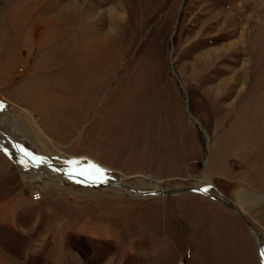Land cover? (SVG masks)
Listing matches in <instances>:
<instances>
[{
	"label": "rangeland",
	"instance_id": "rangeland-1",
	"mask_svg": "<svg viewBox=\"0 0 264 264\" xmlns=\"http://www.w3.org/2000/svg\"><path fill=\"white\" fill-rule=\"evenodd\" d=\"M3 107L28 158L220 193L264 243V0H0ZM68 178L0 150V264H261L218 202Z\"/></svg>",
	"mask_w": 264,
	"mask_h": 264
},
{
	"label": "bare ground",
	"instance_id": "bare-ground-1",
	"mask_svg": "<svg viewBox=\"0 0 264 264\" xmlns=\"http://www.w3.org/2000/svg\"><path fill=\"white\" fill-rule=\"evenodd\" d=\"M238 79L242 82V78L241 79L238 78ZM7 108L3 107L2 110H0L1 118H2V116H5ZM0 128H1V130H3L5 132V129L2 128L1 125H0ZM4 132L0 131V150L9 158V160L12 161V163H14L17 166V169L20 171L21 175H23L25 180H27V181L29 180L30 181V179L32 177H34L35 175L38 178L40 177V178H44V179H48V178L52 179V178L64 177V176L69 177L68 175H70L71 177L68 178L67 180H74L75 181V180H77L79 178L81 180H77V181L80 182L79 184L83 188H86V189L103 188L101 186L103 184H98V183L92 181L91 178H88V177L83 178V177L79 176L77 173L72 172L71 170H63V169L57 168L54 165H52V163L49 162L46 159H42V158H40V159H33V158L30 159V158H28L27 154H25V152L19 147V144H18L19 142L16 141V137H14V136H12L10 134L9 135H5ZM7 132L9 133V131H7ZM35 166H39V167H42L44 169L47 168L48 171L41 172V173H37V171L34 172V170H35L34 167ZM56 180H55V182H56ZM58 180H57V182H58ZM201 180H202L201 182L204 181L205 183L210 185V181L205 175L202 176ZM64 183H68V182L65 180ZM147 189L149 190L147 192H157V191H153V190H158V191L164 190L163 187H161V189H160L159 184H152V183L148 185ZM120 190L118 189L117 192L121 193ZM222 197H224V196H222ZM224 199H226V198L224 197ZM254 239L256 241V244L259 245V243H260L259 240L255 236H254ZM261 242L263 244V248L262 249L264 251V243H263L262 238H261ZM262 264H264V260L262 261Z\"/></svg>",
	"mask_w": 264,
	"mask_h": 264
},
{
	"label": "water",
	"instance_id": "water-1",
	"mask_svg": "<svg viewBox=\"0 0 264 264\" xmlns=\"http://www.w3.org/2000/svg\"><path fill=\"white\" fill-rule=\"evenodd\" d=\"M69 177H71L70 175H68ZM77 180H81V179H77ZM150 182V181H149ZM103 188H108V187H121L124 190L131 192L133 194H135L138 197H150V196H175V195H180V194H190V193H194V194H200L214 202H218L220 204H222L225 208L233 211L236 215H238L240 217V219L243 221V223L246 225V227L249 229L250 235L252 237V240L254 242L255 248L259 254V259H260V263L262 264V261L264 260V251H263V244L261 242V235L259 230L250 222L248 221V219L244 216V214L236 207L234 206V204L232 202H230L227 199H224V197H222L220 195V193H217L216 195L210 194L208 192H206L204 189L202 188H197V187H188V188H180V189H172V190H161V191H157V192H139L137 190H134L132 188H130L129 186H126L125 184L122 183H117V184H104L101 185ZM254 236L259 240V245L256 244V241L254 239Z\"/></svg>",
	"mask_w": 264,
	"mask_h": 264
}]
</instances>
